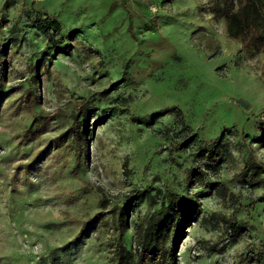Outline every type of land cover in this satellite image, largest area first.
Returning <instances> with one entry per match:
<instances>
[{
	"label": "rangeland",
	"instance_id": "rangeland-1",
	"mask_svg": "<svg viewBox=\"0 0 264 264\" xmlns=\"http://www.w3.org/2000/svg\"><path fill=\"white\" fill-rule=\"evenodd\" d=\"M211 1L0 0V264H115L118 208L143 189L123 236L133 254L168 191L200 210L178 264L264 250V173H244L249 158L264 167V53L247 56ZM46 15L62 26L53 43L32 28ZM88 116L86 147L71 128Z\"/></svg>",
	"mask_w": 264,
	"mask_h": 264
},
{
	"label": "trees",
	"instance_id": "trees-1",
	"mask_svg": "<svg viewBox=\"0 0 264 264\" xmlns=\"http://www.w3.org/2000/svg\"><path fill=\"white\" fill-rule=\"evenodd\" d=\"M8 5V2H5V7ZM210 11L215 18L226 22L228 36L241 43L247 56L252 57L255 54L264 53V0H213L210 4ZM32 28L48 37L51 43L54 42V34H60L62 30L57 18L47 15L38 16L33 21ZM130 31L134 33L132 27H130ZM107 92L105 91L103 94ZM113 111L112 108L105 110V118L110 116ZM169 111L157 112L148 118L137 121L148 126ZM89 121L88 116L82 128L79 126L71 128L78 142L83 143L86 147L89 146L93 137V129ZM257 126L262 135L259 142L264 145V121H259ZM187 143L188 141L184 139L176 145L175 150L183 149ZM221 147L220 137L205 150L207 160L216 161ZM125 166H127V162H125ZM244 173H250V179L254 181L257 176L264 173V167L254 162L253 158H249L245 164ZM148 192L144 189L136 190L132 199L118 208L122 242L118 244L114 252L115 264H178V243L185 232L184 229L187 225L188 227L192 226L200 214L199 207L188 196L173 191L167 192L166 203L148 216L143 224L141 223L136 227L138 248L135 254L123 243L124 233L130 229L128 216L133 208V201H142ZM97 219L98 216L85 223L78 238L84 235ZM228 229L230 237L233 238L232 241H236L242 231L245 230V226L240 222L231 223ZM168 242L172 243L171 248L168 246ZM253 261L257 264H264V250L251 254L247 251L237 264H252Z\"/></svg>",
	"mask_w": 264,
	"mask_h": 264
},
{
	"label": "water",
	"instance_id": "water-1",
	"mask_svg": "<svg viewBox=\"0 0 264 264\" xmlns=\"http://www.w3.org/2000/svg\"><path fill=\"white\" fill-rule=\"evenodd\" d=\"M240 103H241L242 105H244L246 108L249 107V105H248L246 102H244V101H240Z\"/></svg>",
	"mask_w": 264,
	"mask_h": 264
}]
</instances>
